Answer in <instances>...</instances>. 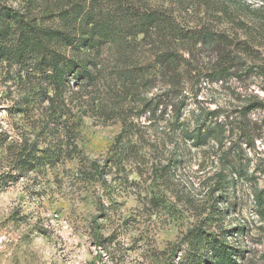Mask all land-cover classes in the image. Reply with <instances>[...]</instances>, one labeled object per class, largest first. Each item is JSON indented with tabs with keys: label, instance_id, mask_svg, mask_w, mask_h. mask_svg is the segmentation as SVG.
Returning a JSON list of instances; mask_svg holds the SVG:
<instances>
[{
	"label": "rangeland",
	"instance_id": "obj_1",
	"mask_svg": "<svg viewBox=\"0 0 264 264\" xmlns=\"http://www.w3.org/2000/svg\"><path fill=\"white\" fill-rule=\"evenodd\" d=\"M31 1L0 0V17L5 9H15L44 26L54 25L50 9L58 0ZM146 1L171 9L185 27L209 26L234 39L231 50L238 60L230 64L232 79L205 84L201 103L191 99L185 116L194 126L201 114L218 109L221 121L230 117L226 133L218 128L201 142L175 135L154 145L165 140L166 125L155 123L156 135L143 129L145 137L139 142L145 157L132 159L142 166L143 175L129 173L131 165L136 168L132 162L127 171L109 163L122 115L135 116L133 95L114 76L111 53H103L106 67L97 86L66 94L67 114L57 127L45 124L48 102L37 104L46 85L35 64L0 57V131L9 134L12 147L24 140L48 142L54 129L72 148L70 157L61 158L55 168L30 170L0 187V264H179L188 250L187 234L213 218L214 209L233 205L235 211L224 220L210 219V228L217 233L245 228V235L231 239L235 247L251 251L239 262L264 264V219L258 213V199H264L263 4ZM140 49L142 54L148 51ZM218 59L216 51L199 47L184 78H206ZM158 92L142 90L141 97ZM259 103L261 107L253 108ZM138 123L149 125L144 118ZM11 153H0V174L9 172ZM220 175L228 188L214 194L213 183ZM108 238L114 241L106 242Z\"/></svg>",
	"mask_w": 264,
	"mask_h": 264
},
{
	"label": "trees",
	"instance_id": "obj_2",
	"mask_svg": "<svg viewBox=\"0 0 264 264\" xmlns=\"http://www.w3.org/2000/svg\"><path fill=\"white\" fill-rule=\"evenodd\" d=\"M251 1L263 4L260 19L264 21V0ZM50 11L57 21L49 27L15 9H5L0 17V57H8L16 64H35L39 78H44L46 86L40 88L37 104L43 105L46 101L49 104L46 125L53 122L57 127L64 123L68 92L75 89L85 92L97 86L106 67L102 56L107 51L111 53L114 76L120 78L135 101L133 119L122 115V130L113 145L109 163L119 164L127 171L135 156L145 157L143 150L146 149L139 142L145 137L143 129L148 132L155 123L166 125L162 133L165 140L156 141L154 145L164 144L167 137L172 139L175 135L201 142L218 128L226 133L230 117L221 121L222 112L218 109L201 114L194 126L185 116L191 99L196 104L201 103L198 99L205 84L228 83L232 79L229 78L232 75L230 64L238 57L231 50L235 44L230 36L209 26L185 27L171 9L153 7L146 0H58ZM240 43L249 46L246 42ZM199 47L216 51L218 63L207 71L206 78H184L187 74L184 70L190 67ZM140 48L148 51L142 54ZM154 89L159 92L151 98L141 97L142 90ZM129 94L126 93V98ZM261 106L259 103L253 108ZM142 118L149 125L140 126L138 121ZM49 132L48 142L24 140L13 148L9 134L0 131V153L12 149L8 157L10 170L0 174L2 189L30 170L55 168L61 158L70 157L71 144L65 143L57 130ZM152 135L154 137L156 131L152 130ZM133 165L136 168L131 165L129 173L142 176V166ZM92 168L96 165L92 164ZM226 188V179L220 175L213 183L212 193L226 192ZM258 206V213L264 219V199H258ZM234 211V205L228 210L216 208L210 219L222 221L225 214L231 215ZM210 219L187 234L188 250L179 264H243L239 261H246L251 251L235 247L231 239L237 233L245 235V228L217 233L210 228Z\"/></svg>",
	"mask_w": 264,
	"mask_h": 264
}]
</instances>
